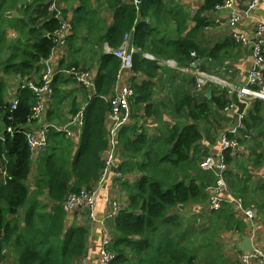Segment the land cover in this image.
<instances>
[{
  "label": "trees",
  "instance_id": "obj_1",
  "mask_svg": "<svg viewBox=\"0 0 264 264\" xmlns=\"http://www.w3.org/2000/svg\"><path fill=\"white\" fill-rule=\"evenodd\" d=\"M223 1L204 0L191 16L181 4L171 0H142L138 7L124 0H108V5L115 9H111L113 23L104 32L105 40L110 46L118 47L126 34L131 35L137 47L133 69L146 77L139 82L135 77L129 80L135 93L131 100L132 114L135 121H143L142 133L138 132L137 125L118 132L123 161L116 164L125 175L121 183L124 206L111 220L115 235L111 249L116 253L112 264H227L222 234L244 232L247 226L227 203L209 211L207 187L215 182V175L200 168L208 154L202 144L205 133L209 128L216 130L215 124L223 126L235 122L224 112L231 102L229 89L193 91L192 75H180L167 68L166 82L173 97L155 99L156 87L151 79L157 77L163 81L162 67L144 56L149 53L159 59L172 58L180 66H188L195 59L211 58L223 61L228 67L229 60L244 49L239 43L231 37L214 44L201 41L203 31L211 23L205 13L215 12V6ZM90 2L79 0L76 11L88 9ZM40 3L42 0H33L18 7L20 0H0V65L5 75L21 73L29 77L37 63L50 56L63 36L62 20L55 16L56 12H49L47 6L41 8ZM12 9H17L21 16L7 18L6 13ZM67 12L61 10L63 19H67ZM192 20L194 25L190 27ZM16 21L29 25L33 38L29 48L21 49L18 61L11 59L10 48H15V55L18 49L7 43V30ZM73 21L76 31L80 19ZM74 39L71 35L70 40ZM103 60V68L94 81L97 95L84 111L80 138L51 134L33 184H29L33 161L25 130L32 129L35 92L30 87L21 90L18 107L13 109L12 101L6 97V77L0 79V123L13 127L12 133L4 130L0 137V161L8 173L0 182V264H7L11 253L16 255L11 264H78L86 253L89 226L75 223L67 227L63 202L71 191L93 185L106 164L111 106L107 97L114 93L121 63L113 55ZM200 67L206 71L212 68L207 64ZM41 78L40 75V81ZM176 81L190 89L185 91ZM42 84L43 81L39 85ZM74 84L84 100L78 102V98L73 97L62 124L85 106L93 92L77 81ZM209 89L211 97L206 96ZM59 91L53 86L48 109ZM48 116L50 120L58 119L55 110L49 111ZM240 132L241 143L248 142L249 153L226 151L229 165L226 176L233 192L253 206L251 172L264 165V100L252 101L242 118ZM44 197H48L51 204Z\"/></svg>",
  "mask_w": 264,
  "mask_h": 264
},
{
  "label": "built area",
  "instance_id": "obj_2",
  "mask_svg": "<svg viewBox=\"0 0 264 264\" xmlns=\"http://www.w3.org/2000/svg\"><path fill=\"white\" fill-rule=\"evenodd\" d=\"M134 6L138 7L142 0H124ZM264 0H224L222 4L215 6V12H227L225 25L228 27L230 37L233 38L242 48L251 51L252 68L249 71L248 77L244 83L239 86H230L223 81L220 84L229 86V94L231 95V102L225 107V114L235 115L238 111V106L232 99V95L236 92L240 101L246 104L244 113L236 116L235 122L224 129V132L219 136V144L211 146L208 154L204 157L200 164V168L204 171L211 172L215 175V182L207 187L208 201L207 208L209 211L219 209L222 204H229L237 215L240 217H247L249 220L255 218V210L248 206L244 198L236 195L228 180L227 171L229 165L226 161V151L230 150L233 154H238L243 151L241 143L242 118L246 114L247 108L253 100H264V19L257 14V9L261 6ZM58 0H50L49 9L51 11L58 9L56 7ZM244 7H247L244 10ZM192 11V10H191ZM190 11V12H191ZM208 12L205 13V15ZM56 17L62 20L63 32L72 30L71 19H63L60 13H56ZM248 20L252 23V30L245 29L244 22ZM209 28V27H206ZM61 39V37H60ZM59 39V40H60ZM106 52L113 55L120 60L121 66L117 74V80L114 86V93L107 97L110 101L109 119V139L110 147L106 164L102 171L100 178L91 186L82 187L78 191H71L65 201L63 207L67 213V227L72 224H95L99 239L96 243L95 234H89L87 242L86 253L80 258L78 264H112L116 259V253L111 249V245L115 241V235L112 231L111 220L115 219L120 211L123 209L124 197H121V183L125 180V175L121 171L112 170L113 166L117 167L116 162L123 160L119 154L118 143V127H127L137 124L138 132L143 131V121H135L131 109V100L135 96L129 80L135 77L136 81L138 73L134 71V54L137 52V47L132 41V36L125 35L123 43L118 47H112L105 44ZM196 56V53H192ZM144 56L148 59L157 61L162 65H169L177 67L182 73L190 74L194 77L195 90L201 91L208 84L215 83V77L201 69L198 66L200 60H193L188 66L178 67L172 60L159 59L152 54L145 53ZM162 60V61H160ZM71 73V72H70ZM54 71L49 67L43 74L39 83H26L22 74L18 73L16 78L22 81L23 88L30 87L35 92V100L32 105L33 125L38 124L39 129L34 127L30 130H25L26 140L31 152V159L35 161L38 156L44 152L50 143V135L53 133H60L66 136L77 138L84 127V111L83 107L75 115L71 116L64 124L43 123V116L45 108H47V101L53 95V81ZM75 79L78 83L91 88L93 92L89 95L90 100L97 95L95 91V72L80 71L74 72ZM12 101V108L18 107L19 98ZM8 131H13L12 127H8ZM248 137V135H245ZM117 180V182H114ZM114 183V184H113ZM113 185V191L111 188ZM109 193L107 197L101 193L103 188H107ZM103 198V199H102ZM49 199V198H48ZM102 199V200H101ZM101 200V201H100ZM48 202L50 200H46ZM105 202L102 214H99L98 207L101 202ZM253 242V240H252ZM239 264H264V247L253 243V250L242 252L239 255Z\"/></svg>",
  "mask_w": 264,
  "mask_h": 264
},
{
  "label": "crops",
  "instance_id": "obj_3",
  "mask_svg": "<svg viewBox=\"0 0 264 264\" xmlns=\"http://www.w3.org/2000/svg\"><path fill=\"white\" fill-rule=\"evenodd\" d=\"M33 0H20V7L22 4L26 5L28 3H31ZM60 2L64 0H58ZM67 1V0H66ZM174 1V3L181 4L187 12L191 16H194V14L198 11L199 6L202 5L204 0H171ZM50 3V0H42L41 8L48 7ZM67 5H64L60 7L61 10H67V18L72 20V30H67L63 32V36H61V39L57 42L55 48L53 49V52L48 60H42L37 63V68L34 70L33 74H31L27 79H29L30 82L33 83H39L40 82V75L43 74V72L47 69V67H51L56 74L54 77L53 85L60 91L57 92L55 99L53 103L51 104L50 109L45 108L44 116H43V123H56V124H62L64 121H66V117L64 112H68V108L70 107V101L73 99V97L78 98V102H82L83 94L82 92H76L77 85L74 84L76 82L75 78H72L68 75H66L67 71L69 69L74 68H80L81 71H89V72H97L101 68H103V59L107 57L109 54L106 52L105 45V30L108 26H110L113 23V16L114 13L112 12L111 8L108 4V0H91L90 6L88 9H79L76 11V8L79 7L80 3L79 0H68ZM39 3L36 4L38 7ZM22 7V6H21ZM120 7V6H119ZM48 9V8H47ZM192 10V11H191ZM11 11H15L18 14V17H9V19H15L19 18L21 15L17 9H12ZM191 11V12H190ZM81 12V14L79 13ZM36 13V12H35ZM257 14L264 19V1L262 2L261 6L257 9ZM207 17L210 18V25H208L204 31L203 35H201V41H204L206 43L214 44L219 41L225 40L228 37L230 38V33L228 30V27L225 25L226 18H227V12L220 11V12H213V13H207ZM80 17V18H79ZM75 19H80V22L76 23V31H74V21ZM192 22V24H190ZM190 27L194 25V21H190ZM12 24V23H11ZM29 25H24L21 22L16 21L12 27L9 26L7 30V43L9 46L14 45L18 49V55H15L14 50L15 48H10L13 52L12 60L18 61L19 53L22 49V51L26 48H29L32 45L33 38L30 35V29H28ZM18 28L16 30L15 28ZM41 27V26H40ZM245 29L252 30V23L248 20L244 22ZM26 29L27 31H25ZM29 30V32H28ZM21 31V32H20ZM47 35V34H46ZM75 37L73 41L70 40V36ZM10 53L8 52L9 56ZM22 53L20 55L21 59ZM156 57V56H155ZM172 60L177 64L178 67L180 66L175 59H166ZM162 61V60H160ZM233 67L231 68L234 71L233 76V85L239 86L242 83H244L248 77V73L252 68V58H251V51L248 49H243L240 52V55L238 54L234 55L232 60ZM157 62V61H156ZM158 63V62H157ZM162 68L161 71V77H163V81H160L159 78L151 79L155 83L156 87V94L155 99L161 98L164 100H167V98H172L173 94L170 90H168L169 84L166 82L167 76L169 75L168 69H173L179 72L180 75H185L187 73H182L178 70L177 67L169 66V65H162L161 63H158ZM225 65V64H224ZM168 68V69H167ZM224 68L223 67H214L208 69L207 72L211 73L212 75H217L220 73ZM0 79L2 77H6L7 80V100L11 101L15 98H18L19 92L23 90L22 81L18 80L16 78V74H7L3 72L2 65H0ZM144 76H138L136 82H139L140 79H143ZM146 78V77H145ZM144 78V79H145ZM232 79V76L230 77ZM73 82V83H72ZM180 82L176 81V85H178ZM182 86H184V90H189V86L184 85L182 82L180 83ZM158 86V87H157ZM159 88V90H158ZM182 90V89H181ZM193 91H195V88H193ZM18 95V96H17ZM55 110L57 111L58 119L53 118V120H50L48 118L49 111ZM233 120L236 119L235 115H229ZM167 119H169V116H167ZM52 121V122H51ZM172 121V120H170ZM169 122V121H168ZM1 131H0V137L2 135V132L5 129V123L1 121ZM232 125L231 123H225L223 126H218L215 124V127L217 128L216 131L214 128H209V130L205 133L204 140L202 141V144L206 146L207 151L209 152L210 148L214 144H219V133L221 132L222 128H226ZM32 127L37 128L39 127L38 124L32 125ZM30 126V127H31ZM220 130V131H219ZM250 138V135H249ZM119 143V140H118ZM243 151L240 153L241 155H244L245 152L247 154L249 153V147L248 142L246 144L242 143ZM121 149L119 145V154H121ZM43 152L38 156V158L33 161L34 167L32 170V173L29 177V180H34L35 177L39 175V170L37 171V167L39 169V165L43 163ZM6 166L4 163L0 161V182L2 180H5L6 176ZM252 176V203L255 210V218L251 221L247 219V217H240L237 215L236 209L233 211L234 213L242 220H244L247 223L246 228L244 229V232H232V231H225L222 234L223 237V243L225 244L224 247V254L228 257L227 264H239V255L243 252L241 249V242L243 239H251L253 240L254 244H258L264 247V165H262L260 168L255 169L254 172H251ZM114 182H117L115 180ZM33 184V182H31ZM114 184V183H113ZM113 191V185L110 190ZM101 193L104 195L103 198L107 197V193H109L108 187L103 188ZM102 198V199H103ZM43 199L49 200L48 197H44ZM101 199V200H102ZM100 200V201H101ZM229 205V204H228ZM248 205V204H247ZM105 202L102 201L101 205L98 207L99 214H102V211L104 209ZM250 206V205H248ZM89 229L91 233L95 234V241L97 243L99 236L98 232L96 231L95 224L89 223Z\"/></svg>",
  "mask_w": 264,
  "mask_h": 264
},
{
  "label": "water",
  "instance_id": "obj_4",
  "mask_svg": "<svg viewBox=\"0 0 264 264\" xmlns=\"http://www.w3.org/2000/svg\"><path fill=\"white\" fill-rule=\"evenodd\" d=\"M246 9H247V7H244V10H246ZM6 15L9 16V17H18L17 12H15V11L7 12ZM205 64L211 65V66H214V67H223L225 63L223 61H217V60H213L211 58H205L200 63H198V66L205 65ZM206 96L207 97H211L212 96V90L211 89L206 92ZM232 99L234 100V102L238 106V111L236 113V116H239V114L244 113L245 108H246V104L244 102L240 101V99L238 98L236 92L233 93ZM122 129H123V127L120 126V127H118L117 130H118V132H120ZM112 170L115 172L117 170V167L113 166ZM179 207L182 209L183 205L180 204ZM240 246H241V249L244 252H248L250 250H253V242L249 238L243 239V241L241 242Z\"/></svg>",
  "mask_w": 264,
  "mask_h": 264
},
{
  "label": "rangeland",
  "instance_id": "obj_5",
  "mask_svg": "<svg viewBox=\"0 0 264 264\" xmlns=\"http://www.w3.org/2000/svg\"><path fill=\"white\" fill-rule=\"evenodd\" d=\"M64 3H65V5H67L68 6V4H67V1L66 0H64ZM64 3H63V1L62 2H60V1H58V2H56V7H61V6H63L64 5ZM190 24H192V22H190ZM232 62V61H231ZM231 62H228V67H225V66H223V70L220 72V73H218L217 75H213L214 77H215V83H211V84H208L207 85V87H205V89L204 90H206L207 88H229V86H227V85H223V84H220V83H222L223 81H225V82H227L230 86H232V87H234L235 85H233V76H234V71L231 69V67H232V63ZM16 74V73H15ZM232 76V79H230V77ZM213 126V125H212ZM216 131V130H215ZM39 166H42V165H39ZM33 167H34V164H33ZM39 169H38V167H37V171H38ZM6 175H4L3 177H5ZM31 182H34V180H31L30 182H29V184H31ZM122 197V196H121ZM224 247H225V244H224ZM11 255L12 256H10L9 257V260H8V263L7 264H11L12 263V259H13V257L15 258V253H11Z\"/></svg>",
  "mask_w": 264,
  "mask_h": 264
},
{
  "label": "clouds",
  "instance_id": "obj_6",
  "mask_svg": "<svg viewBox=\"0 0 264 264\" xmlns=\"http://www.w3.org/2000/svg\"><path fill=\"white\" fill-rule=\"evenodd\" d=\"M48 5H49V4H48ZM47 8H48V11H49V12H56V13L59 12L60 15H62V14H61V9H60V7H57L58 9L53 10V11H51V10L49 9V6H48ZM55 16H56V14H55ZM62 18H63V15H62ZM60 20H61V19H60ZM71 22H72V20H71ZM72 27H73V26H72ZM105 44H108V43L106 42ZM108 45H109V44H108ZM54 48H55V46L52 48L51 54H52ZM51 54H50V56H51ZM50 56H49L47 59L42 58L41 61H42V60H48V59L50 58ZM48 68H49V67H47V69H48ZM47 69H46V70H47ZM46 70H45V71H46ZM45 71H44V72H45ZM72 71H74V72H80L81 69H78V68H74V69H73V68H72V69H69V70L67 71L66 75H68V76H70V77H72V78H75V74H71ZM205 71H206V70H205ZM44 72H43V73H44ZM70 72H71V73H70ZM98 72H99V70H98L97 72H95V73H96L95 81L97 80ZM17 74H18V73H17ZM17 74H16V75H17ZM20 74H21V73H20ZM55 75H56V74H54V77H55ZM23 77H24V76H23ZM41 77H42V75H41ZM27 78H28V77H24V80H25L26 83L29 82V79H27ZM76 81H77V80H76ZM53 86H54V85H53ZM204 89H205V88H204ZM204 89H203V90H204ZM209 90H210V89H209ZM95 91L97 92V89H96V82H95ZM95 96H96V95H94V97H95ZM94 97H93V98H94ZM18 98H19V96H18ZM93 98H92V99H93ZM92 99H91V100H92ZM91 100H90V98H88V100H87V102H86V104H85L84 107H87L88 103H89ZM19 101H20V99H19ZM9 102H11V101H9ZM247 109H248V108H247ZM246 112H247V111H246ZM32 125H33V123H32ZM134 125H137V124H134ZM9 127H11V126H9ZM12 128H13V127H12ZM32 128H33V127H32ZM123 128H124V127H123ZM35 129L38 130L39 127L35 128ZM4 130L8 131V127L5 126V129H4ZM82 130H83V129H82ZM8 132L12 133L13 131H12V132H11V131H8ZM81 132H82V131H81ZM81 132H80V133H81ZM79 138H80V134H79L78 137L75 138V139L78 140ZM26 141H27V140H26ZM121 157L123 158L122 154H121ZM122 161H123V160H122ZM122 161H121V162H122ZM121 162H120V164H121ZM117 168H118V165H117ZM7 175H8V173H7V170H6V177H7ZM5 179H6V178H5Z\"/></svg>",
  "mask_w": 264,
  "mask_h": 264
}]
</instances>
